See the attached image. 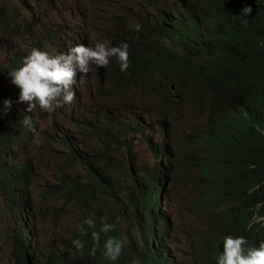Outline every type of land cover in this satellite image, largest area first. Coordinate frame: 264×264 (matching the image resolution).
<instances>
[{
	"label": "clouds",
	"instance_id": "1",
	"mask_svg": "<svg viewBox=\"0 0 264 264\" xmlns=\"http://www.w3.org/2000/svg\"><path fill=\"white\" fill-rule=\"evenodd\" d=\"M143 3L152 4L151 14L146 16L145 20L138 17L133 29L137 27L138 23L146 27L149 26L155 10L164 6L166 12L173 17L193 16L194 28L191 26L190 28L195 33L200 34L205 43L203 51L191 48L176 49L180 55L186 58V61L180 66L173 67L168 62L170 68L154 71L150 79L141 80L132 77L134 80L123 86L127 90H129L127 88L129 86L138 92L143 90L148 92L153 109L158 111L162 118L160 129L164 131L168 127L164 117L167 121L174 123L173 140L161 142L163 143L162 146L155 147L151 137H149L146 140V145L158 157L152 165L144 166V163L141 162L140 153L130 138L133 135L144 134L149 128H144L142 131L139 127L132 129L127 121H123L124 119H113L110 114L99 115L93 120L89 128L97 157L83 152L81 146L75 145L69 135H61L59 141L61 146L65 148L66 154L65 157L54 159L61 165V169L56 167L58 178L54 184H48L50 187L49 196L47 192L40 191L42 181L38 182L39 174H37L34 163L30 160L23 162L28 163L32 169L34 168V195H30V206L33 201H37L38 205L34 208L29 207L28 213L23 214L22 225L26 222L28 226L34 227L33 224H29L30 215L32 213L40 214L39 210H42V200L37 197L38 193L41 197L43 195L48 196L49 200L54 199V201H48L50 209L60 204L57 199L63 191L58 187L61 172L68 179L82 180L85 175L84 167L80 161L82 157L92 158L98 166L107 171V176L112 181H118L119 191L126 189V180L120 181V179L126 174L129 176V183L135 198L133 201L134 214L140 212L138 209L143 200L138 190V180L148 184L152 174L156 172V166H159L161 168L159 174L161 180L157 183L153 197L157 204L156 219L161 212H166L167 221L163 225L169 229L170 234L165 239V243L155 245L157 251L170 250L181 264H214V262L215 264H264V238L260 237V232L257 234L256 229L250 228L251 225L241 230L229 228L225 209L237 207V195L222 186L215 177L206 176L209 165L207 164L205 148L209 141L210 129L216 127L217 121L222 118V114L237 110L245 102L252 103L254 97L264 108V52L259 53L250 65L247 63L250 68V82L229 79L226 76L214 86L209 82L212 71L221 67L222 64L229 65L238 55L230 40L232 36L236 32H245V29L256 18H263L264 0H125L121 5L123 19L127 16L126 5H142ZM133 29L128 32L116 30L115 37H112L115 38L116 45H112L107 39H99L94 41L92 45L75 43L66 52L48 51L33 47L23 57L22 61L19 58L17 67L7 71L11 82L20 91L19 96L12 95L3 98L2 111L4 115L0 124L9 108L14 113H18L15 115L16 117H19L26 110L32 113L35 119L39 110L51 112L62 104L71 103L75 97L73 85L76 83L77 70L81 73H88L93 66L106 67L112 57L116 58L119 65H116L113 76L109 77L110 84L112 85L116 75H122L128 79L125 70L129 66L128 41ZM164 43L168 46L172 45L170 41H164ZM171 48L174 46L172 45ZM83 78L82 76L80 79ZM112 88L114 91L115 88L120 87L112 85ZM6 94L15 93L6 91ZM243 111L246 112L245 109ZM106 118L110 119V123L100 126ZM201 119L203 125L198 130L195 125ZM257 119L260 125L259 129L264 134V114L257 115ZM36 124V119L33 124L32 120L26 122V127L29 129L28 133L33 134L35 132ZM185 129H187L185 135L177 139L176 133ZM248 132L249 128H243L238 135V140L245 139ZM214 134L216 133L214 132ZM31 141L30 135V139L28 138L24 147H12L10 157L27 147ZM68 141L71 145H68ZM2 152L8 154L9 150L0 151V160ZM10 157L8 155V162L19 164ZM72 160L80 165L79 170L72 172L68 170L67 164ZM191 175L196 176L199 180L198 187L192 193V202L198 212H202L208 221L204 228L206 235L199 237L190 249L185 248L186 250H184L181 247H176L170 241L172 237L171 214L169 209L163 208V205L165 202L166 206L169 207L168 198L171 196L172 187L185 186ZM263 185L264 180L256 184L253 190H261ZM228 192L234 193L235 196L227 194ZM63 194L65 195L63 199L67 200L63 205L74 204L79 208L81 222L75 225L76 236L71 240L74 248L80 250L84 247L85 242L78 236L84 230V225H87L89 229H92L91 254L95 255L96 249L100 248L106 259L117 260L124 247V241L118 236L106 235L101 244V233L112 232L115 225L108 223L102 217L97 231L95 220L91 216L85 217V214L102 197L114 200L118 197V193L113 198L95 195L91 201H86L79 191L73 190L72 193L64 192ZM95 211L97 210L94 208ZM109 212H107L108 215ZM14 213L17 216L21 215L17 212ZM98 215L103 214L98 212ZM258 220L260 219L256 216L255 221ZM36 236L35 230L33 238ZM140 242V252L136 261L140 264H151L148 260V247L143 248L141 237ZM126 254V264H130L129 256L131 253L128 251ZM12 262L14 264L13 260Z\"/></svg>",
	"mask_w": 264,
	"mask_h": 264
},
{
	"label": "rangeland",
	"instance_id": "2",
	"mask_svg": "<svg viewBox=\"0 0 264 264\" xmlns=\"http://www.w3.org/2000/svg\"><path fill=\"white\" fill-rule=\"evenodd\" d=\"M125 0H0V76L6 77L7 71L12 69L11 62L15 58L21 61L33 47L48 51L66 52L75 43L92 45L99 39H107L115 44L116 30L128 32L136 25V19L151 14V3L142 5H126L127 16L123 19L121 5ZM119 62L115 57L110 58L109 64L93 66L88 73L76 72L74 100L62 104L54 111L39 110L36 119V130L31 134V143L10 159L15 163L30 160L34 163L41 182V192L50 195L48 184L57 180L56 167L61 165L55 158L65 157L66 150L61 146V135H69L75 145L81 146L83 152L97 157L94 141L90 137V127L93 120L101 114H110L113 119L127 121L132 129L136 127L142 131L149 128L144 134L133 135L130 141L135 144L140 153L144 166L152 165L157 157L146 145L151 137L155 147L162 146L161 142H171L175 125L164 120L168 127L162 131V118L158 111L153 109L151 97L146 91L138 92L131 87L115 88L113 91L109 77L113 76ZM83 79H80L81 77ZM7 91L15 94H4L6 97L19 96V88L6 81ZM3 98H0V121L4 115ZM15 115H18L15 112ZM203 120L195 127L201 129ZM187 129L178 131L176 138L185 135ZM69 171L79 170L80 165L72 160L67 164ZM126 180V189L118 192L116 199L102 197L86 211L85 217L96 218L98 212L103 215L113 210L121 223L124 238L129 251L130 264H140L136 261L140 252V234L135 228V214L133 212L132 187L129 176L126 174L120 181ZM199 180L191 175L185 186H173L168 198L169 207L165 202L163 208L169 209L172 220V237L170 241L176 247L190 249L194 242L206 235L204 228L208 219L202 212H198L192 202V193L198 187ZM64 191L57 199L59 205L51 208L45 215L32 213L29 224H33L37 234L38 249L48 252L58 248L60 251L73 246L71 240L76 236L75 225L81 222L79 208L73 205H63ZM6 197L0 191V264H13L10 257L13 242L10 239L15 231H19L24 216H17ZM33 201L30 208L37 207ZM94 208L97 210L94 212ZM113 217V216H111ZM114 218V217H113ZM31 222V223H30ZM77 238V237H76ZM137 246H134L135 244ZM40 264V263H35Z\"/></svg>",
	"mask_w": 264,
	"mask_h": 264
},
{
	"label": "trees",
	"instance_id": "3",
	"mask_svg": "<svg viewBox=\"0 0 264 264\" xmlns=\"http://www.w3.org/2000/svg\"><path fill=\"white\" fill-rule=\"evenodd\" d=\"M193 24V16L183 15L176 18L166 12L164 6L158 7L149 26L138 23L130 33L129 66L125 70L128 79L122 75H116L112 85L123 88L134 80L132 77L148 80L156 70L180 66L186 58L176 49L191 48L203 51L204 40L200 34L192 31L190 26L193 27ZM230 40L238 55L229 65L222 64L221 67L212 71L209 82L213 86L225 76L229 79L250 82L248 64L250 65L259 53L264 52V10L263 18H256L245 29V32H236ZM164 41H170L174 48H171L172 45H166ZM18 65L19 58H15L11 62V67ZM9 78L8 75L0 76V98L5 97L6 81ZM251 90L253 91V88ZM234 105L236 106L237 103ZM9 109L0 124V151L9 150L8 154L2 152L0 160V191L6 197L13 212L23 215L27 214L30 209V195H34V168L32 169L28 163L8 162V155L10 157L12 154V147H24L27 144L31 133H28L26 122L32 120L33 124L35 119L32 113L26 110L16 117L14 111ZM244 109L246 112L243 111ZM259 114H264V108L261 107L256 97L253 98L252 103L245 102L237 110L222 114L216 127L210 129L209 141L205 146L209 165L206 176L215 177L222 186L237 195V207L225 209L229 228L241 230L251 225L250 228L256 229L257 234L260 232V237L264 238V185L261 190H253L256 184L264 180V134L259 129L257 119ZM108 123L110 119L106 118L100 126ZM243 128H249V132L245 139L238 140V135ZM68 145H71L70 141ZM80 161L85 173L82 180L68 179L61 172L59 189L66 193H72L73 190L79 191L86 201L93 200L95 195L112 198L117 196L120 188L118 181H112L107 176V171L98 166L92 158L82 157ZM159 172L161 173V168L156 166V172L152 174L148 184L138 180V190L143 200L138 209L140 212L135 213V228L140 234L143 248L148 247V260L151 264H181L170 250L157 251L155 246L165 243V239L170 234L169 229L163 225L167 221L166 212H161L156 219L157 204L153 197L157 183L161 180ZM234 193L228 192L227 194L235 196ZM37 197L42 200L40 215L45 216L50 211L48 201H54V199L49 200L48 196L43 195L41 197L40 193ZM109 215H97L94 220L97 231L102 217L108 223L115 225L112 232L101 233V244L106 235L118 236L124 241L121 255L115 261L106 259L100 248L96 249L95 255L91 254L92 229H89L87 225H84V230L78 236L85 242L82 249L76 250L72 246L61 251L53 249L42 252L38 249V237L33 238L34 227L28 226L26 222L10 237L13 242L10 256L14 264H126L128 251L121 223L115 219L113 210H110ZM256 216L260 220L255 221Z\"/></svg>",
	"mask_w": 264,
	"mask_h": 264
},
{
	"label": "bare ground",
	"instance_id": "4",
	"mask_svg": "<svg viewBox=\"0 0 264 264\" xmlns=\"http://www.w3.org/2000/svg\"><path fill=\"white\" fill-rule=\"evenodd\" d=\"M33 117V116H32ZM159 174H160V172H159ZM160 176V175H159ZM66 178V177H65ZM161 178V177H160ZM31 223V222H30ZM33 230V229H32ZM31 231V230H30ZM35 231V230H34ZM26 234V233H25ZM34 235H35V233H34ZM158 237V236H157ZM28 238V237H27ZM157 244V243H156Z\"/></svg>",
	"mask_w": 264,
	"mask_h": 264
}]
</instances>
